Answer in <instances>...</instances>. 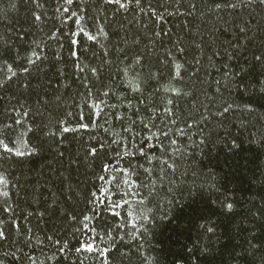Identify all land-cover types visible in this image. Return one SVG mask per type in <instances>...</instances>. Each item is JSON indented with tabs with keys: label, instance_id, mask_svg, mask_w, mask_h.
Listing matches in <instances>:
<instances>
[{
	"label": "trees",
	"instance_id": "obj_1",
	"mask_svg": "<svg viewBox=\"0 0 264 264\" xmlns=\"http://www.w3.org/2000/svg\"><path fill=\"white\" fill-rule=\"evenodd\" d=\"M0 142V264H264V0H0Z\"/></svg>",
	"mask_w": 264,
	"mask_h": 264
},
{
	"label": "snow or ice",
	"instance_id": "obj_2",
	"mask_svg": "<svg viewBox=\"0 0 264 264\" xmlns=\"http://www.w3.org/2000/svg\"><path fill=\"white\" fill-rule=\"evenodd\" d=\"M109 2H110V3H111V2H114V0H109ZM115 2H119V0H115ZM37 19H39V18L37 17ZM0 143H2V142H0ZM2 183H4V181H3L2 178H0V184H2ZM89 251H91V249H89Z\"/></svg>",
	"mask_w": 264,
	"mask_h": 264
}]
</instances>
